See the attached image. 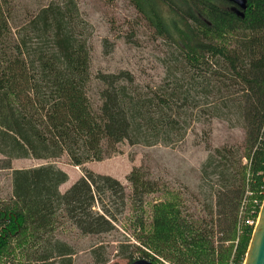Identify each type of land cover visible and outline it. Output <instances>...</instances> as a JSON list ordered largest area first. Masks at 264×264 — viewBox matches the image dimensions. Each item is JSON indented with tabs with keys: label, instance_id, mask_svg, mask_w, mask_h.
Instances as JSON below:
<instances>
[{
	"label": "trees",
	"instance_id": "16d2710c",
	"mask_svg": "<svg viewBox=\"0 0 264 264\" xmlns=\"http://www.w3.org/2000/svg\"><path fill=\"white\" fill-rule=\"evenodd\" d=\"M18 1L0 0V168L63 155L82 167L124 142L174 148L193 125L225 122L244 131V142L209 150L199 171L203 206L189 207L182 191L133 168L126 181L140 214L131 241L113 242L130 264L135 254L153 264H243L264 200V0H245V11L229 0H127L164 44V77L151 88L127 71L98 74V105L88 96L92 31L76 1L30 13ZM67 180L51 163L10 173L0 264H73L77 252L61 238L67 231L117 233L105 201L125 208L123 186L84 170L61 193ZM103 243L89 248L93 264L109 262Z\"/></svg>",
	"mask_w": 264,
	"mask_h": 264
},
{
	"label": "rangeland",
	"instance_id": "374dc122",
	"mask_svg": "<svg viewBox=\"0 0 264 264\" xmlns=\"http://www.w3.org/2000/svg\"><path fill=\"white\" fill-rule=\"evenodd\" d=\"M51 1L19 0L17 9L22 13H30ZM75 1L82 18L89 24L92 31L88 41L91 58V82L88 96L93 105L99 104L98 92L101 85L96 80L98 74L127 71L133 75L136 84L140 87L154 88L160 84L164 72L159 60L165 57L164 44L160 39L155 38L153 32L146 27L127 0H113L111 3L103 0ZM244 136L243 130L231 128L225 122L213 120L207 126L193 125L184 141L174 148L159 146L145 148L129 146L124 142L116 147L117 153L111 158L88 163L82 167L71 166L66 155L53 161L12 160L11 170L0 168V201L6 200L11 192L10 173L13 170L31 169L51 163L67 175L68 180L62 188L66 190L83 176L84 170L111 177L123 186L126 199L125 208L119 210L113 206V203L108 204L105 201L114 215L113 225L117 233L95 238L80 237L75 232L67 231L61 238L73 246L77 252L73 257V264H93L94 257L89 248L99 241H104L103 245L106 248L104 253L109 259L107 264H130L126 258L118 256L115 249L116 243L113 241H121L123 238L131 241L133 235L131 219L140 214L139 207L136 212L132 211L129 200L131 192L126 177L131 170L142 167L150 173L152 179L162 182L167 189L182 191L189 207L200 209L203 206L204 197L201 196L202 193L200 195L198 189L199 171L207 159L209 150L223 146H240L244 142ZM3 162L4 158L0 156V167ZM157 198L158 195H154L147 200L150 202ZM201 214L206 215L204 211ZM258 216L256 222L251 223L253 227L258 222ZM130 243L134 244V242ZM134 260H142V258L135 254Z\"/></svg>",
	"mask_w": 264,
	"mask_h": 264
},
{
	"label": "water",
	"instance_id": "95a60500",
	"mask_svg": "<svg viewBox=\"0 0 264 264\" xmlns=\"http://www.w3.org/2000/svg\"><path fill=\"white\" fill-rule=\"evenodd\" d=\"M237 9L245 11V0H229ZM238 13V12H237ZM132 264H153L147 260H137ZM243 264H264V201L261 206L258 222L254 227Z\"/></svg>",
	"mask_w": 264,
	"mask_h": 264
},
{
	"label": "crops",
	"instance_id": "0c3cea01",
	"mask_svg": "<svg viewBox=\"0 0 264 264\" xmlns=\"http://www.w3.org/2000/svg\"><path fill=\"white\" fill-rule=\"evenodd\" d=\"M98 175H100V174H98ZM75 182H76V181H75ZM75 182H73L71 185H73ZM63 187H64V185L60 187V191H61V192H62V191H64V192H65V191H66V189H65V188H64V189H62ZM64 192H63V193H64Z\"/></svg>",
	"mask_w": 264,
	"mask_h": 264
},
{
	"label": "built area",
	"instance_id": "2783aa9c",
	"mask_svg": "<svg viewBox=\"0 0 264 264\" xmlns=\"http://www.w3.org/2000/svg\"><path fill=\"white\" fill-rule=\"evenodd\" d=\"M249 224H251V223H249ZM252 225V224H251Z\"/></svg>",
	"mask_w": 264,
	"mask_h": 264
}]
</instances>
